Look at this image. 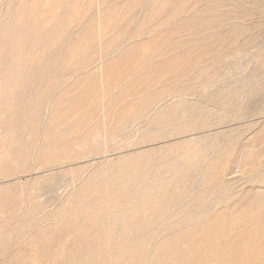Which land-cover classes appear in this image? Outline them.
I'll return each mask as SVG.
<instances>
[{
  "label": "rangeland",
  "instance_id": "rangeland-1",
  "mask_svg": "<svg viewBox=\"0 0 264 264\" xmlns=\"http://www.w3.org/2000/svg\"><path fill=\"white\" fill-rule=\"evenodd\" d=\"M177 1L0 0V264H264V0Z\"/></svg>",
  "mask_w": 264,
  "mask_h": 264
},
{
  "label": "bare ground",
  "instance_id": "bare-ground-1",
  "mask_svg": "<svg viewBox=\"0 0 264 264\" xmlns=\"http://www.w3.org/2000/svg\"><path fill=\"white\" fill-rule=\"evenodd\" d=\"M177 1V0H176ZM193 1V0H192ZM197 1V0H196ZM205 1V0H204ZM203 1V2H204ZM207 1V0H206ZM178 2V1H177ZM203 2H201V0H200V4H203ZM172 3H173V1H172ZM192 3V2H191ZM257 3H258V1H257ZM178 4H180V2H178ZM256 4V3H255ZM261 5H263L262 3H260ZM173 5H174V3H173ZM176 6V5H175ZM185 6V5H184ZM193 6V3H192V5H191V7ZM190 7V6H189ZM188 7V8H189ZM209 7V6H208ZM261 7V6H260ZM263 7V6H262ZM185 8V7H184ZM196 8H197V6H196ZM214 8V7H213ZM183 9V8H182ZM206 9H207V7H206ZM260 10H261V12H262V8H259ZM156 10V9H155ZM190 10V9H189ZM194 11H196L195 9H193ZM180 11V10H179ZM190 11H192V10H190ZM172 12V11H171ZM234 12V11H233ZM226 13V12H225ZM173 14V13H172ZM178 14H179V12H178ZM171 16V15H170ZM188 16V15H187ZM209 18H211L210 16H209ZM220 18V17H219ZM160 19V18H159ZM242 27V26H241ZM100 32V31H99ZM183 34H184V32H183ZM208 35V34H207ZM19 38V37H18ZM96 38V37H95ZM20 40V39H19ZM18 41V40H17ZM13 45H15V44H13ZM208 49V48H207ZM207 54V53H206ZM10 55V54H9ZM204 55V54H203ZM195 56H197V55H195ZM197 58V57H196ZM19 61V60H18ZM60 64V63H59ZM58 66V65H57ZM5 72V71H4ZM72 72V71H71ZM1 83V82H0ZM20 93V92H19ZM22 93H24L23 91H22ZM21 93V94H22ZM16 94H17V92H16ZM21 94H19V96L21 95ZM25 95H27V94H25ZM41 100V99H40ZM41 103V102H40ZM3 104V103H2ZM38 104V103H37ZM4 107V106H3ZM8 108H9V106H7ZM11 107V106H10ZM2 109V108H1ZM0 109V110H1ZM24 109V108H23ZM5 111V110H4ZM2 112V111H1ZM6 114H7V116H8V113L6 112ZM6 114H5V116H6ZM2 116H3V112H2V114H1ZM1 116V117H2ZM13 139V138H12ZM9 141V140H8ZM252 156V155H251ZM251 162V161H250ZM188 171H189V169H188ZM186 173V172H185ZM178 178V177H177ZM180 178H183V176H179V179ZM183 180V179H182ZM209 180V179H208ZM213 180V179H212ZM179 181V180H178ZM172 186V185H171ZM182 186V185H181ZM174 187V186H173ZM172 187V189H174ZM212 190V189H211ZM169 191V190H168ZM170 196V195H169ZM201 196V195H200ZM171 197V196H170ZM163 199V198H162ZM199 199H201V198H199ZM167 201V200H166ZM181 202L183 201L182 199L180 200ZM186 201V200H185ZM141 202V201H140ZM144 204V203H143ZM172 204V202H169V203H167V202H162V203H160V204H158V205H156L155 206V209L157 210V208H159V209H161L162 210V212L161 213H164V211H165V209H167V208H169L170 207V205ZM183 204V203H182ZM263 204H264V202H263ZM154 207V206H153ZM147 208V207H146ZM145 208V209H146ZM148 208H150V206H148ZM260 208V207H259ZM154 209V210H155ZM155 210V211H156ZM256 210V209H255ZM262 210V209H261ZM167 211V210H166ZM248 211V210H247ZM259 211V210H258ZM154 213V212H153ZM235 213V212H234ZM236 213L238 214V212L236 211ZM236 213L234 214V216L236 215ZM257 214V213H256ZM153 214L151 213V214H148V215H146L145 217H146V219H148V218H150V219H153L154 217L152 216ZM164 215V214H163ZM233 216V215H232ZM143 221V220H142ZM150 221V220H149ZM256 225V224H255ZM254 225V226H255ZM252 228V227H251ZM208 229V228H207ZM209 230V229H208ZM129 255H132V254H129ZM133 260V259H132Z\"/></svg>",
  "mask_w": 264,
  "mask_h": 264
}]
</instances>
